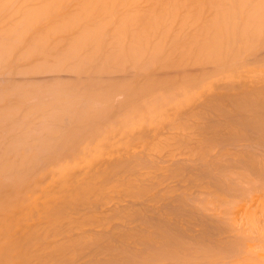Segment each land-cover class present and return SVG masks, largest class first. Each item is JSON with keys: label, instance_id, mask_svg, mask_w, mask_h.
Returning a JSON list of instances; mask_svg holds the SVG:
<instances>
[{"label": "bare ground", "instance_id": "1", "mask_svg": "<svg viewBox=\"0 0 264 264\" xmlns=\"http://www.w3.org/2000/svg\"><path fill=\"white\" fill-rule=\"evenodd\" d=\"M263 42H264V0H0V64H2L3 67L5 64L7 65V63L10 60L11 61L14 60L16 62V61L21 60V59H24V60L26 59V60H32L33 62H39L40 58L47 61V60H50L51 57L58 60V61H61L62 58H64L67 61L66 64L69 63L67 60V58H68L69 60L71 59V61L72 60L77 61V63H78V61L81 62L83 60H90L88 62H93L94 65H96L98 63V62L96 63V60H98L100 58V61H101V59H102V57H101L102 52H105V50L107 51L110 48H113V49L116 48L117 51H116L115 55H116V58L121 57L120 60H122L123 57H129L132 59L139 58L140 60H143V59H145L143 57H146V55L149 56V55L156 53V52H163L170 58L171 62L178 64V65L185 66V65L190 64V63H195V64L202 63L201 65H203L205 63L211 64L213 67L212 71H214V72L209 71L210 73L205 72L204 74L198 73L199 75H196V76L194 75V77L192 78L195 80L196 79L200 80L204 76H205L204 78L209 77L208 76L209 74L210 75L212 73L216 74L215 72H217L218 70L220 71V70H224V69H226V70L227 69H233L235 67L234 61L237 58L239 59V57L241 56V54L244 51H247L246 53L248 54V53H250V52H248V50H253L254 48L256 49V47L258 45H261V43H263ZM57 46L59 48L62 47L65 52H63L61 54V51H60V53H58L59 51L57 52ZM55 49H56V52H55ZM242 55H245V54L243 53ZM162 57H164V54ZM157 58H158V56H157ZM157 60L154 59V61H156V65H157V63H160V62H157ZM71 61H70V63L72 64L73 61L72 62ZM130 61H132V60H130ZM51 62H55V63H57V66H61L55 60L51 61ZM85 62L86 61H84L83 64ZM141 62L142 61H140V63ZM18 63H19V61H18ZM140 63L138 65H140ZM243 63H245V62H243ZM249 63H246V64H249ZM66 64L64 66H66ZM10 65H11V63L9 64V66ZM54 65H56V64H54ZM127 65L125 67H127ZM74 66H76V65L74 64ZM91 66H92V64H91ZM91 66L89 65V67H91ZM145 67L146 66H144V68ZM77 68L79 70H82L83 66H79ZM77 68L75 67V70ZM99 68H101V67H99ZM149 68L151 69L152 67H149ZM56 69H58V68H56ZM142 70H143V68H142ZM53 71H54V69H53ZM91 71H93V70L91 69ZM242 73H244V72H242ZM82 74H83V72H82ZM2 75H4V74H2ZM13 75H14V73H13ZM136 75H134V76H136ZM211 76L214 78L215 76H217V74L215 76H213V75H211ZM233 76H235V75H233ZM241 76L242 75H240V77ZM240 77H238V78L236 77V78L239 79ZM262 78H263V75H262ZM219 80L220 79H218V81ZM139 81H141V80H139ZM215 82L216 81H214V83ZM9 84H11V82ZM171 84H172V82H171ZM77 85H76V87H77ZM217 85L215 86V88L217 87ZM81 86H82V84H81ZM103 86H105V84H103ZM220 86H222V85H220ZM76 87L74 89H76ZM261 87H264V86H260V87H257L255 90L254 89L251 90L252 94L254 93L252 91H255V93H257V94H255V93H254V95L251 94L250 99H248L249 97H246V95L248 96L250 94V92L246 91V90L244 92L242 90L240 97L245 96V98L247 100L243 99V98L239 99L238 94L236 95L237 97L235 96L237 99L231 97L230 103H231L232 107H234V108L237 107L236 109H239L240 107H242V108H240L241 110L251 108L250 111H252V112L249 115H247L246 117L243 116V118H239L240 121H237L238 123L235 122V123H237L238 127H241V129H243V131H244L243 135L238 139H235V137L237 135L235 137L231 136L229 138L235 139V140H233V141H235V143L233 142L234 144H237L236 142H241L242 145H245L247 147L244 151V154L240 153L241 156L244 155L243 156L244 158L242 160H244V159L250 160L249 162L246 161L245 164H247L252 170H254L260 174H264V162H261V163L255 162V158L257 156V153H259L258 147L256 148V146L259 144V145H261V147H264V90ZM259 88L262 89L261 90L262 92L256 91ZM64 89L66 90V89H68V87L64 88ZM78 89H80V87H78ZM83 89H85V88H83ZM69 90H70V86H69ZM71 90H73V89H71ZM114 90H116V89H114ZM21 91H23V90H21ZM42 91H45V89ZM91 91H93V90L91 89ZM116 91H118V89ZM213 91H215V90H213ZM97 92H98V90H97ZM102 92H107V94H108V91H106V90L101 91L100 93H102ZM111 92H112V90H111ZM131 92H133V91H131ZM207 92H209V91H207ZM245 92L246 93L249 92V93L246 94ZM80 93L81 92H79L78 94L80 95ZM78 94H77V96H78ZM82 94H84V93H82ZM91 94H93L92 96L97 95V93L94 94V91ZM128 94H129V92H128ZM60 95L62 96L63 94H59V96ZM73 95H76V94H73ZM84 95H86V94H84ZM227 95L229 96L230 93ZM87 96H88L87 98L89 99V95H87ZM223 96H225V95H223ZM103 97H104V95H103ZM53 98L55 100L56 96H53ZM62 98L67 99L68 96L66 95V97H65V94H64L63 97H61V99ZM71 98H72V96H71ZM73 98H74V96H73ZM207 98H209V97H207ZM58 99H60V98L58 97ZM58 99H56V100H58ZM122 99H124V98H122ZM219 99H221V98H219ZM232 99H234L233 102H232ZM99 100L101 101V99H99ZM207 100H209V99H207ZM9 103H10V101H9ZM25 103L29 104L27 102H25ZM117 103H118V101H117ZM121 103H122V101H121ZM201 103H204V102H201ZM53 104H55V103H53ZM57 104H59V102ZM232 104H234V105H232ZM23 105H24L23 103H20V106H23ZM61 105H59V106H61ZM185 105H186V103H185ZM51 106L53 107L54 105H51ZM50 109H48V110H50ZM48 110L45 109L46 112ZM43 111H41L40 114H42ZM234 111H236V110H234ZM38 112H40V111H38ZM246 112H248V111L246 110L245 113ZM19 113H21V110ZM104 113L102 112V114H104ZM19 115H18V118H19ZM187 115H189V113ZM216 115H218V114H216ZM202 116H204V115H202ZM185 117H186L185 119L187 120L188 116H185ZM202 118H204V117H202ZM35 119H36V116H35ZM197 119H199V118H197ZM193 120L194 119H192L191 121H193ZM25 122H27V121L25 120ZM173 122H174V120L172 121V123ZM28 126H30V125H28ZM234 127L236 128V125ZM226 129H227V137L229 136V133L235 134V131H231L232 125L227 126ZM250 130L251 131L255 130V132H257L259 134V137H258L259 139L256 140L257 141L256 143L252 142V140H254L256 138L253 137L250 139L249 136H246V134H245V132H248ZM21 131H22V129H21ZM87 131H88V129H87ZM16 132H18V131H16ZM43 132H46V131H43ZM76 133L79 135L78 132H76ZM219 134H220V131L216 130V132L214 134H212V137L210 139L207 138V142H208V143L206 142L207 145L205 143H204L205 145H202L198 142H197V144H200V147L201 146H207L206 148L204 147V149L210 150L209 146H213L212 144L213 143L215 144V141H217L216 139H214L213 136H216ZM70 137H71V135H70ZM182 137H185V135L184 136L182 135ZM238 137H239V135H238ZM158 138L160 140L161 137L159 136ZM172 138H174V137H172ZM172 138H171V140H172ZM198 138H200V137H197L196 139H198ZM156 139L157 138H155L154 140H156ZM188 139H189V137H188ZM76 140H77V138H76ZM154 140L152 142H154ZM161 140L163 141V139H161ZM192 140H194V138ZM204 140L205 139H203V142H204ZM198 141L202 143V140L198 139ZM172 142H173V140H172ZM180 142L178 141V143H180ZM222 142H225V141H222ZM165 143H163L162 145H164ZM155 144H157V143H155ZM175 144H177V143H175ZM175 144L172 143L170 146L167 142V145H169L170 147L167 146L166 144L165 145H166V149L168 151L167 153H169V155H167V153H166V155L163 154L164 156L159 155L160 156L159 158H155V157L151 158L152 156L150 157V155H152V154H150V155L148 154L146 157H145V155H143L145 158H143V156H141L142 159L140 160V159H138L140 157L139 154H137V155H139V157L138 156L133 157V156L129 155V157H132L133 159L136 158V160H133L129 157H124V155H123L122 158H126V159L128 158L129 160H127L128 163L126 162L127 163L126 165H124L123 164L124 162H122V164H123L122 166H121V163L119 162L121 157L119 158V160H118V158L116 160L115 156H114L115 154H117V156H118V154L121 153V151L119 152V150H118L119 153H116L117 150L115 151V149L113 150V152L110 151L112 154L114 153V155H113L114 159L111 161L116 160L120 163V164L118 163L119 166L117 165L118 166L117 168H119L118 170H120L123 166L124 167L120 171H118L116 169V173L118 172L117 173L118 175H115L116 173L113 174L116 176V178L113 177V179H112L111 176H113V175H110V174H111V171H114L115 169L113 170V168H114L113 164L114 163L111 162L112 167H111V165L110 166L108 165L107 167L110 170L112 168V170L108 174V175H110L112 180L110 181V177H108V178L106 177L105 179H107V180H105L104 178L101 179L102 181L104 179L103 182L110 181L111 184L109 183L110 185H106L107 183H102V181L100 180L101 184H105V185L104 186L102 185L101 186L102 188L98 187V189H99L98 194L100 195V196L99 195L98 196L100 197L101 202H102V200L106 201V202H102L103 206L105 207L103 209H105L106 211L100 210L99 213L101 212L103 214V211H104L105 212L104 215L103 216H102V214L98 215L95 212H93V213L96 215H94V214L91 215L92 212L90 210L87 211L88 208L93 209L92 211H95L97 208L99 209L100 207H98L99 204H97V203L95 204L92 202H88L87 204H84L86 206L89 203H91L93 207H90L91 204H89L90 206L85 207V206L81 205L79 207L80 208L79 211H81V209L84 207L82 210L85 209V211L88 212L87 214H83L84 213L83 211L79 212L77 210L76 206H75V208H76L77 212H76V210L71 212L72 210L75 209V208L74 209L72 208V207H74L73 205H71L72 207H70V206H67L68 208L65 207L63 210L65 211L67 209L68 212L71 213V216L74 212L76 214L82 213L79 219L78 218L75 219L76 216L73 217L75 214L74 213L72 216L73 218L69 215L70 216L69 219H68L69 216L68 217L66 216L62 220V221H64L67 219V220H69L68 221L69 224L74 223L73 227L70 224L71 227L65 226V228L70 227L71 231H69L68 230L69 228H68L67 229L68 233L70 232L72 234L71 237H73V238L76 237V238L74 241L73 240L69 241L70 237L68 238L66 236L64 239H62L60 236V238H61L60 239L59 235H61V234H59V233H61L62 231L60 232L61 229H59V228H61V227L58 228L55 226L56 230L54 229V231H53V230L49 229V231L50 230H51V232L53 231L50 238L52 236H54L55 232L59 231L57 234H55L56 236H54L55 237L54 242H56V243L54 244V242H52L53 244H52L51 248L54 247V249H56L55 245H56V247L58 245L59 247L61 246L62 249L64 248L63 245H61V243L63 241H60L61 243L59 245V241H57L59 239L64 240L65 244H67V242H68L67 245H70V244L72 245L73 243H75L74 248L69 250L70 248L73 247V245L72 246L70 245L69 246L70 248H64L63 250L58 247L57 248L58 250L56 249L55 252L58 253L60 251L59 252L60 254L59 253L54 254L55 252H53V250H54L53 248L51 250L49 248L50 251L47 250L46 252H44L45 249L48 248V246L50 247V244H49L48 246H45L44 248L42 247V249L44 251L40 248L43 251V253L39 252V251H41L39 249V251H38L39 253L38 252L35 253L36 257L34 256L35 254L33 252H32L33 254L31 256H30L31 253L29 254V252H28V255L32 259V261L33 260L36 261L35 264H38V261L41 262L40 264H45L46 262H47V264H49L48 263L49 257L52 258V260L49 259V261L51 260V263H52V261H53V259H55L56 255L61 256V255L65 254L64 255V256H66V257H64L65 259L63 257L61 258L59 256L62 260H58L56 262L53 261L54 264H56V263L57 264H64L66 260L67 261L70 260L68 255L72 251L76 255L77 251H81V250L82 251H84V250L88 251L89 250L88 248H91L92 246H94V247L96 246V250L94 249L93 251H89V253H86V254H89V256H87L86 263H83V264H264V182H260L261 180L259 178H257L258 181L260 180L259 181L260 184H258L259 182L257 183L256 182L257 180H255V179H254L255 182L252 183V181L249 180L250 182H248V184H246L245 182H243L241 180V178H239L240 179L239 180V179H237L238 177L233 178L232 176H230L228 173L229 171L227 172L228 175H226V173L222 174L224 172L223 166H225L227 164L226 162H223L224 158H221L222 160H217L218 155H216V157L214 158L213 154L207 153V156L209 158H212V160L210 161L208 159V157L206 156L205 150L203 151V154L200 153V154H202L200 156V160L202 161V163L204 162L203 164H200V165H199V163H197L195 161H192V162L180 161L178 159L179 157L174 159V157L177 155V154H175V151L178 152L177 149H179V146H177L178 144L176 145L177 148H176ZM186 144L188 145V140H187ZM220 144H219V147L220 146H224V147L226 146V145H222V144L220 145ZM238 144L240 146V143H238ZM93 145H94V143L92 144V146ZM95 145H96V143H95ZM131 145L132 144H130V146ZM190 145L187 146V148L190 147ZM215 145H217V144H215ZM130 146L127 149H129ZM148 146H149V144H148ZM174 146L176 148V150L174 152H171V150H168V147H169V149L171 148L173 151ZM180 146H181V144H180ZM233 146H236V145H233ZM233 146H231V147H233ZM125 147H127V145H125ZM149 147L152 148L151 145ZM159 147H161V146H159V144H158V147L157 148L153 147L155 149H153L152 151H147L145 149L146 147L144 149L146 150L145 151L146 153H150V152H153L155 150L158 151V152L155 151V153H159V152H161V151H159L161 149ZM181 147L184 148V146H181ZM224 147H221V148L225 149ZM231 147L229 148L230 150L227 149L230 152H231ZM215 148L212 147L211 150L214 149L213 151H215L218 149V148H216V149ZM166 149L163 150V148H162V150L165 152H166ZM180 149H181V151L183 150L182 148H180ZM235 149H236V147H235ZM148 150H150V149L148 148ZM189 150H190V148H189ZM195 150L196 149L194 148V151ZM219 150H221V149L219 148ZM92 151H94V150H92ZM97 151H98V149H97ZM123 152H125V150ZM234 152H233V154H234ZM261 152H264V148L262 149ZM91 153H93V152H91ZM91 153H90V156H91ZM170 153H174V154L171 156ZM196 153H199L198 150L196 151ZM211 153H212V151H211ZM225 153L223 156L226 157V159H227L228 157ZM96 154H97V152H96ZM132 154H134V153H132ZM189 154H191V153H189ZM83 155L81 157H83ZM108 155H109V153H108ZM196 155H198V154H196ZM19 156H21V155H19ZM25 156H26L25 159H27L28 155H25ZM90 156H89V158H90ZM92 156H93V154H92ZM168 156L169 157L171 156V157L168 158ZM180 156H181V154H180ZM232 156L230 158L232 159V162H233L234 161L233 157H235V156H233V157ZM236 156H237V154H236ZM157 157H158V155H157ZM20 158H22V156ZM32 158H34V157H32ZM40 158H42V157H40ZM84 158H85V156H84ZM109 158L110 157H108L106 159H108V161H109ZM194 158H196V157H194ZM194 158H191V159H194ZM1 159H2V157L0 158V160ZM25 159L23 158L20 160V162L18 161L20 163V167H21V165H22V167H24V163L22 164V162ZM101 159H104V158H101ZM126 159H125V161H126ZM137 159L140 161H138ZM6 160H8V159H6ZM11 160H12V158H11ZM29 160L31 161L30 158H29ZM81 160H83V159L81 158ZM168 160H169V162L171 161V163L165 164V162ZM236 160H239V159H236ZM9 161H10V159L8 161H6V164L7 163L8 164H10V163L16 164L15 161L14 162L11 161L10 163H9ZM32 161L36 162L35 158H34V160L32 159ZM41 161H43V160H41ZM41 161L38 160V162H36V163L32 162V163H35L37 166L39 164V162H41ZM116 161H115V164L117 163ZM227 161H228V164H227L225 172L228 170L227 168H230L229 167V165H230L229 160L227 159ZM2 163H3V165H2L3 167H4V165L6 166L5 158H4V161H2ZM87 163L88 162H84V164H87ZM234 163H235V161H234ZM15 164L13 166L8 165L9 168L7 170V173H9L8 171L11 172V170H12V169L10 170V166H12L14 168L17 166ZM31 164H29V165H31ZM35 164H33L32 166H35ZM69 164H72V163H69ZM26 165H28V164H26ZM79 165H81V164H79ZM32 166L30 167L31 169H32ZM73 166H74V164H73ZM98 166H100V165H98ZM26 167L29 168V166H26ZM64 167H65V165H64ZM95 167H97V166H95ZM242 167H244V166H242ZM258 167H259V169H258ZM17 168H19V167L17 166ZM30 168L28 169L29 171H30ZM88 168H86L85 170L87 171ZM105 168H106V166H105ZM0 169L2 170L1 167H0ZM92 169L93 168H91V170ZM234 169H229V170L231 172ZM240 170H243V169H240ZM3 171L4 172L6 171L5 168ZM16 171L17 170H15L14 173H17ZM22 171H20V172L22 173ZM86 171H84V173ZM4 172H2V173H4ZM24 172H27L26 169ZM52 172H53V170H52ZM58 172H59V170H58ZM114 172H112V173H114ZM0 173H1V171H0ZM62 173H64V170ZM84 173L82 171L81 174L84 175ZM243 173H242V175H244ZM4 174H6V172ZM104 176H106V175L104 174ZM233 176H235V174ZM171 178H174L175 180L177 179V182H178V179L182 181L181 182L182 183V189H181V186L178 187L179 192H177V194L180 193V195L178 194V196L176 194H175V196L172 194L173 189L175 190V188H177V186H175V184H172V181H175V180L172 179L169 182V180ZM249 178H250V176H249ZM78 179H80V178H78ZM187 179L188 180L190 179L191 181L193 179L194 183L192 184L189 181L191 183L190 184ZM252 179H253V177H252ZM95 180L96 179H93V181H95ZM100 181H98V182H100ZM245 181H246V179H245ZM98 182L96 181V184ZM91 183H94V182H91ZM1 184L2 183H0V186L3 187ZM45 185L47 186V183ZM41 187H42V185H41ZM80 189H81V187H80ZM84 190H85V188H84ZM155 191L161 192V194L158 192L159 198H158V196H157V198H154L151 194L149 196L146 195L147 193H151V192H155ZM111 192L113 194L112 197L109 196V193H111ZM28 194H29V192H28ZM88 195H87V197H88ZM144 195H146V197H148V198L149 197L152 198V202L149 201L150 199L147 198L148 201L151 202L152 204L151 203L149 204L148 201L147 202L143 201L144 203L142 202V199H140V198L141 197L145 198ZM155 195H157V193H155L154 196ZM161 195H163V196H161ZM98 196L96 195L95 198H97ZM160 196H161V198H164L166 200V204H164V203L162 204L163 201L160 203L163 205L162 208H161L162 205L159 206L160 204L156 203L157 201H159V199H161ZM33 197H35V196L33 195ZM69 197H70V195H69ZM84 198H83V201L87 199L86 196ZM126 198H131L130 200L133 199L134 201L137 199L138 200L140 199V201L143 203V205L141 204L139 206L138 205L139 203L136 205V203H133V202H132V204L125 205V203L123 204V202H124V200L127 201ZM92 199H94V198H92ZM100 200H97V201H100ZM32 201H33V199H32ZM128 201H127V203H128ZM145 202L148 203L149 205H147ZM105 203L109 204V207H108L109 209L107 208V206H105L106 205ZM154 204H157L159 206V207L158 206L157 207L161 208V210H158V208L156 209ZM99 206H102V205L100 204ZM30 208H31V205H30ZM58 212L60 214L61 210ZM58 212H57V214H58ZM68 212H66V214H68ZM96 212H98V211H96ZM166 213H167V215H168V213H171V216L173 213V216H172L173 221L175 220L174 217H178L179 222L176 223V220L174 222L168 220L167 217H165V215H164ZM82 215L83 216L85 215V216L83 217ZM87 215L90 217L86 218ZM82 217L84 218V220H81ZM85 218H86V220H88V222L85 220ZM73 219H75V220L78 219L79 221L78 220L77 221L80 224L83 223L84 221H86L87 223L84 222L85 224H81V226L83 227L84 225H86L84 227H87V224H88V227H90L89 228L90 230L87 229L86 230L87 232L76 231L77 229L81 228V226H80V224H78L79 227L77 228L78 225L75 227V224H77V223L75 221L71 222V221H73ZM57 221H55V222H57ZM62 221H60V222L62 223ZM53 222L54 221H52L51 224ZM60 222L56 223V225L57 224L60 225ZM114 223H116V225ZM40 224H41L40 230L36 229L38 232L43 230L42 229L43 228L42 223H40ZM51 224H49V226H48L49 228H50V226L53 225V224L52 225ZM66 224H64V225H66ZM113 224H114V226H117V224H118V226H117L118 230H116V229L115 230L112 229L113 231L110 230L111 229L110 227H112ZM39 225H37V226H39ZM44 225H46V224L44 223ZM35 226H33L34 229L37 227V226L36 227ZM33 227H32V229H33ZM48 227L46 229H48ZM74 227L76 230L74 229ZM37 228H39V227H37ZM196 228H199L198 233L193 232V231H197ZM62 229H64L63 226H62ZM72 229H73V231H72ZM185 229L190 230V232L194 233V234H192V235L187 234ZM36 230H34V231L31 230L30 233L33 232V236H34V234H36V232H35ZM47 231L48 230H46V232ZM75 231L77 232L76 236L74 235V233H76ZM72 232H74V233H72ZM30 233L28 236H30L32 234V233L31 234ZM68 233H66V234H68ZM66 234H63V235L65 236ZM28 236H27V239H28ZM54 237H52V238H54ZM57 237H58V239H56ZM23 238H24L23 239V242H24L25 237H23ZM48 238L49 237H47L45 239H48ZM73 238H71V239H73ZM45 239H44V243L46 242ZM66 239H68V241H65ZM34 241H35V239H34ZM72 241H73V243H72ZM31 242H33V241H31ZM30 245H32V244H30ZM30 245H25V246L28 248V246H30ZM36 245L38 246V244H36ZM42 245H44V244H42ZM31 248L30 249L28 248V250L30 252L33 249V248L32 249ZM59 249H61V250H59ZM65 249H68V251L67 250L65 251ZM25 250H27V249L24 248L23 251H25ZM33 250L35 251L36 249H33ZM61 251H62V253H61ZM49 252L51 253V255H49ZM66 252H68L67 253L68 255L66 254ZM40 253H42L45 257L42 254L40 256ZM37 255L40 256L41 260L39 259V257ZM71 255H72V253L70 254V256ZM32 256L34 259L32 258ZM72 256H74V255H72ZM72 256H71V258H72ZM85 256L86 255L83 256V259H86V258H84ZM26 257H27V259L29 258L28 256H26ZM46 258H48V259H46ZM74 258H76V257L74 256ZM37 259H39V260L37 261ZM45 260H47V261H45ZM29 261L30 262L28 264L34 263V262L32 263L31 260H29ZM21 264H23V263H21Z\"/></svg>", "mask_w": 264, "mask_h": 264}, {"label": "rangeland", "instance_id": "2", "mask_svg": "<svg viewBox=\"0 0 264 264\" xmlns=\"http://www.w3.org/2000/svg\"><path fill=\"white\" fill-rule=\"evenodd\" d=\"M58 48L59 47L57 46V52L59 51L58 53H60V51H61V54L63 52H65L62 47L59 49ZM108 50H107L108 52L106 50H105V52H102V54H101L102 59H101V61H100V58L98 60H96V63L98 62L97 64L95 63L96 65H94L93 62H88L90 60H83V61H81L82 63L78 61V63H77V61L72 60L73 61L72 62L71 59L69 60L68 58H67V60L69 63L66 64L67 63L66 59L62 58L61 61H58L52 57L50 58V60L51 59H52L51 61L55 60L61 66H57V63L51 62L50 60L45 61L42 58L39 59V62H33L32 60L21 59V60H18L19 61V63H18V61L15 62L14 60H12V61L10 60L8 63L9 64L11 63V65L9 66L8 63L6 65L5 64L6 62H5L4 63L5 64L4 67L6 66L5 68L3 67L2 64H0V67H1L0 68V142H1L0 143V158L2 157V159H3V160L2 159L0 160V167L2 168V170L0 169V171L2 173V172H4L3 171L4 168L6 170L5 171L6 174H4L5 172L2 174L0 173V183H2L1 185L3 186V187L0 186V264H16V263L17 264H21V263L28 264L30 262L29 260L32 261V259L28 255V252H29V254L31 253L30 254V256H31L33 253L35 254L36 252H38L40 248L42 249V247L44 248L45 246H48L49 244H50V247L48 246V248H46L45 251L43 249L42 250L44 252H46L47 250H49V248H50V250L52 248L54 249V247L51 248V246L53 244L52 242H54V240H55V237H54V236H56L55 234H57L59 231L55 232L54 236H52L54 238H52V237L50 238V236H51L52 232L54 231V229L56 230V227H58V228L61 227L59 229H61L60 232L61 231L62 232L59 233L61 235L58 234L59 238L61 236V238L64 239L67 236L68 238L70 237L69 241L70 240L74 241L76 237L73 238V237H71L72 234L70 232L68 233V230L71 231L70 227H71V225L73 227L74 223H72V224L70 223L71 224L70 225L68 222L69 220H67V219H66L67 221L66 220L62 221L66 216L67 217L69 215L71 216V213H69L68 210L66 209L67 211L66 210L65 211L68 212V214H66V212L63 209L67 206L72 207L71 205H73L74 207H72V208L74 209L76 206L77 210L79 211L80 210L79 207L81 205L85 206L84 204H87L88 202H92L95 204L97 203L99 205L101 204L103 206L102 202H106V201L102 200V202H101L100 197H99L100 195L98 194L99 193L98 187L102 188L101 186L105 185V184H101V181H102L101 179L102 178L105 179L106 177L108 178V177H110V175L115 174L116 169L117 170L119 169V168H117L119 166L118 165L119 162L121 163V166L123 164L126 165L128 163L127 160H129V159L128 158L127 159L122 158L123 155H124V157H129V155H131L133 157L134 156L139 157V155H140L139 158L137 157L140 160L142 159L141 156L145 155V157H146L148 154L149 155L152 154V155H150V157L152 156L151 158H154V157L159 158L160 156H164L163 154L166 155V153L168 152L166 149L167 142L170 146L172 143H174V144L177 143L178 145L175 144V146L176 145L179 146V149H177L178 152L175 151L177 146H176V148L174 146L173 151H172L171 148L169 149L170 146L167 145V146H169L168 150H171V152L175 151V154L178 155V156L176 155L174 157V159L179 157L178 159L180 161H184V162L185 161L186 162L195 161V162L199 163V165H200V164L204 163V162L202 163V161L200 160V156L203 154V151L205 150L204 147L205 148L207 147V146H201L200 147V144H202V145L206 144L207 145V143H208L207 138L210 139L212 137V134H214L216 132V130H219L220 134L213 136L214 139L217 140V141H215V144H217V145H215L214 143L212 144L213 146L208 145L210 147V150L209 149L205 150L206 156H207V153L213 154L214 158L216 157V155H218L217 160H222L221 158H224L223 162H226L227 164H228L227 159L229 160V164H230L229 167L230 168H227L228 170L225 172L227 164L225 166H223L224 172L222 174L226 173V175H228L227 172L229 171L228 173L230 176H232L233 178L238 177L237 179L241 178V180L243 182H245L246 184H248V182H250L249 180H251L252 183L255 182L254 179L257 180L256 181L257 183L260 180H261L260 182H264V179H263L264 174H260L256 171L252 170L247 164H245L246 161L249 162L250 160H247V159L242 160L244 158L243 157L244 155L241 156V154H244V151L247 147L245 145H242L241 142H236L237 144H234L235 141H233L235 139L240 138L244 133L243 129H241V127L237 126V123H238L237 121H240L239 118H243V116L246 117L247 115H249L252 112V111H250L251 108L250 109L248 108L249 110L248 109H242L241 110L240 108H242V107H240V108L238 107L239 109H236L237 107L236 108L232 107L231 103H230L231 97L237 99L236 98L237 94L239 96V99H241V98L246 99L245 96L240 97L242 90H243V92L245 90L250 92V94L248 96L246 95V97H249L248 99H250V96L252 94L251 90H253V89L255 90L257 87H260V86H264V42L261 43V45H258L254 51L248 50V52H250L248 54L246 53L247 51H244L243 53L245 55H242L243 54L242 53L240 56L241 58L239 57V59L237 58L234 61L235 67L233 69H227V70L224 69V70H220V71L218 70L217 72H215L217 74V76H215L216 74H213V73L211 74V75L215 76L214 78L210 74L209 75L207 74L209 77L204 78L205 77L204 76L200 80L199 79L195 80L192 78L194 77V75L196 76L199 74H204L205 72H209V71L214 72V71H212L213 67L211 64L205 63V64L201 65L202 63H198V64L190 63V64H187L188 66L187 65L182 66V65H178V64L171 62L170 58L163 52L153 53V54L149 55L150 57L148 55H146V57H143L145 59L142 58L143 60H140L139 58L132 59L129 57H123L122 60H120L121 57L116 58V55H115L116 51H117L116 48H114V49L110 48ZM55 52H56V49H55ZM163 54H164V57H162ZM157 56L159 59L157 58ZM154 59L155 60L158 59L157 62H160V63H157L158 66L156 65V61H154ZM130 60H132V61H130ZM70 61L72 62V64L70 63ZM84 61H86L90 66L92 64V66L89 67V65L86 62L84 63L85 64L84 65L83 64ZM140 61H142L141 62L142 64L140 63ZM243 62H245V63H243ZM139 63H140V65H138ZM246 63H249V64H246ZM54 64H56V65H54ZM65 64H66V66H64ZM74 64L76 66H74ZM126 65H127V67H125ZM79 66H83L82 70H79L77 68ZM144 66H146V67L144 68ZM75 67L77 68L76 70H75ZM99 67H101V68H99ZM149 67H152V68L150 69ZM56 68H58V69H56ZM142 68L144 71L142 70ZM53 69H54V71H53ZM91 69L93 71H91ZM82 72H83V74H82ZM242 72H244V73H242ZM13 73H14V75H13ZM2 74H4V75H2ZM134 75H136V76H134ZM233 75H235V76H233ZM240 75H242V76L240 77ZM262 75H263V78H262ZM236 77L237 78L240 77V78L237 79ZM218 79H220V80L218 81ZM139 80H141V81H139ZM214 81H216V82L214 83ZM10 82H11V84H9ZM171 82H172V84H171ZM81 84L83 87L81 86ZM103 84H105V86H103ZM215 84L216 85L218 84L216 87L217 89L215 88V86H216ZM76 85H77V87H76ZM220 85H222V86L224 85L225 87L224 86L222 87ZM69 86H70V90H69ZM67 87H68V89L65 90L64 88H67ZM75 87H76V89H74ZM78 87H80V89H78ZM83 88H85V89H83ZM261 88L264 90V87H261ZM261 88H259L256 91L260 92L262 90ZM44 89H45V91H42ZM71 89H73V90H71ZM91 89L94 91V94L97 93V95L92 96L93 94H91V93L93 91H91ZM114 89H116V90L118 89V91H116ZM21 90H23V91H21ZM97 90H98V92H97ZM104 90L108 91V94H107V92L100 93L101 91H104ZM111 90H112V92H111ZM213 90H215V91H213ZM131 91H133L134 93ZM207 91H209V92H207ZM79 92H81L80 95L78 94ZM128 92H129V94H128ZM252 92L255 93V91H252ZM82 93H84L86 95H84ZM229 93H230V95L228 96L227 94H229ZM248 93H246V94H248ZM254 93L252 95H254ZM59 94H63V95L65 94V97L67 95L68 98L67 99L66 98L61 99V97H63V95L59 96ZM73 94H76V95H73ZM77 94H78V96H77ZM255 94H257V93H255ZM87 95H89L90 100L87 98L88 97ZM103 95H104V97H103ZM223 95H225V96H223ZM53 96H56L55 100H54ZM57 96L60 99H58ZM71 96H72V98H71ZM73 96H74V98H73ZM207 97H209V98H207ZM218 97L221 99H219ZM122 98H124V99H122ZM56 99H58V100H56ZM99 99H101V101ZM207 99H209V100H207ZM233 100L234 99H232V102H233ZM9 101H10V103H9ZM117 101H118V103H117ZM121 101H122V103H121ZM25 102H27L29 104H26ZM58 102H59V104H57ZM201 102H204L205 104L201 103ZM20 103H23L24 104L23 106L25 108L23 106H20ZM53 103H55V104H53ZM185 103H186V105H185ZM51 105H54V106L52 107ZM59 105H61V106H59ZM232 105H234V104H232ZM42 109L44 111H45V109H47V110L50 109V110H48L47 112L46 111L44 112ZM20 110H21V113H19ZM234 110H236V111H234ZM246 110L248 112L245 113ZM38 111H40V112H38ZM41 111H43L42 114H40ZM102 112L103 113L105 112V113L102 114ZM188 113H189V115H187ZM216 114H218V115H216ZM18 115H19V118H18ZM202 115H204V116H202ZM35 116H36V119H35ZM185 116H188L189 118L187 117V120H186ZM202 117H204L205 119ZM197 118H199V119H197ZM192 119H194V120L191 121ZM25 120L27 122H25ZM173 120H174V122L172 123ZM235 122H237V123H235ZM28 125H30V126H28ZM230 125H232L231 131H235V134L229 133V136L227 137L226 127L230 126ZM235 125H236V128L234 127ZM86 128L88 129V131ZM21 129H22V131H21ZM16 131H18V132H16ZM43 131H46V132H43ZM76 132H78L79 135ZM245 134H246V136H249L250 139L253 137L256 138V139L252 140L253 143H256L257 142L256 140L259 139L258 138L259 134L257 132H255V130H252V131L250 130L248 132H245ZM70 135H71V137H70ZM182 135L183 136L185 135V137H182ZM238 135H239V137H238ZM74 136L77 138V140ZM159 136L161 137L160 140L158 138ZM187 136L189 137V139ZM231 136L232 137L236 136V137H235V139H230L229 137H231ZM172 137H174V138H172ZM197 137L201 138V139L200 138H198V139L202 140V143L199 142L198 139H196ZM155 138H157L158 140L157 139L154 140ZM171 138H172L173 142H172ZM185 138L188 140V145L186 144L187 140ZM193 138H194V140H192ZM161 139H163V141ZM203 139H205L206 141L204 140V142H203ZM153 140H154V142H152ZM178 141L179 142L181 141V142L178 143ZM222 141H225V142H222ZM197 142L200 144H197ZM93 143H94V145L92 146ZM95 143H96V145H95ZM155 143H157V144H155ZM163 143H165L166 145L165 144L162 145ZM218 143L219 144L221 143L222 145H226V146L225 147L224 146L219 147ZM238 143H240V146ZM130 144H132L133 146L132 145L130 146ZM148 144H149V146L151 145L152 148L149 147ZM158 144H159V146H161V147H159V148H161L159 150L161 152L155 153V151L158 152L157 150L150 152V153L145 152L146 150L152 151L153 149L157 148ZM180 144H181V146H184V148L181 147ZM125 145H127V147H125ZM128 145L130 146L129 149H127L129 147ZM189 145H190V147L187 148V146H189ZM230 145L231 146L236 145V146L231 147ZM147 147L150 150H148ZM153 147H155V148H153ZM212 147L218 148L217 150H215L216 152L213 151L214 149L211 150ZM221 147H224L225 149H222ZM230 147H231V152L228 151V150H230L229 149ZM235 147H236V149H235ZM257 147H258L259 153H257V156L255 158V162L256 163L264 162V152H261L264 147H261V145H259V144L256 146V148ZM162 148H163V150L166 149V152L163 151ZM180 148H182L183 150L181 151ZM189 148H190V150H189ZM194 148L196 149L195 151H194ZM219 148L221 150H219ZM97 149H98V151H97ZM114 149H115V151L117 150L116 153H119L120 151H121V153H119L118 156H117V154H115V155H114V153L112 154L111 152H113ZM123 149L125 150V152H123L124 151ZM92 150H94V151H92ZM118 150H119V152H118ZM197 150L199 153H196ZM211 151H212V153H211ZM91 152H93V153H91ZM96 152H97V154H96ZM223 152L224 153L226 152L225 154L228 157L227 159H226V157L223 156L224 155ZM233 152H234V154H233ZM90 153H91V156H90ZM108 153L110 156L108 155ZM132 153H134V154H132ZM189 153H191V154H189ZM200 153H202V154H200ZM92 154H93V156H92ZM137 154H139V155H137ZM170 154L172 156L174 153H170ZM180 154H181V156H180ZM196 154H198V155H196ZM229 154L231 156L232 155L235 156V157L232 156L234 158L233 160L235 161V163H234V161L232 162V159L230 158L231 156ZM236 154H237V156H236ZM19 155H21L22 158H20L21 156H19ZM25 155H28L27 159H25L26 158ZM38 155L39 156L41 155L40 157H42V158H40ZM82 155H83V157H81ZM113 155L115 156L116 160H117V158L119 160V158L121 157L119 162L116 160L111 161L114 159ZM157 155H158V157H157ZM167 155H169V153H167ZM84 156H85V158H84ZM89 156H90V158H89ZM32 157L35 158L36 162H38V160L39 161L43 160L44 162L41 161V162H39V164L37 163L38 165L36 166V164H35L36 162L32 161V159L34 160V158H32ZM108 157H110L109 161H108V159H106ZM145 157L143 156V158H145ZM170 157L168 156V158H170ZM194 157H196V158H194ZM4 158H5V164H6V161H8L10 159L9 163L11 161L12 162L15 161L16 164L15 163L14 164L17 165L19 168H17V166H16L15 167L16 169H15L14 167H12L14 165L13 163H10V164L7 163L8 165H12V166H10V170L11 169L13 170V171L11 170V172L8 171L9 173H7L9 166L7 164H6L7 167L5 165H4V167L2 166L4 163V162L2 163V161H4ZM11 158H12V160H11ZM23 158L25 159L22 162V164L24 163V167H22V165L20 167L19 162ZM29 158L31 159L32 162H35V163H32L29 160ZM81 158L83 160H81ZM101 158H104V159H101ZM129 158L133 159L132 157H129ZM191 158H194V159H191ZM6 159H8V160H6ZM125 159H126V161H125ZM208 159L210 161L212 160V158H209V157H208ZM236 159H239V160H236ZM133 160H136V158H134ZM140 160H138V161H140ZM115 161L117 162L116 164H115ZM84 162H88V163L84 164ZM99 162L100 163L102 162V163L100 164ZM111 162H113L115 164V165L113 164V167H114L113 170L115 169L114 170L115 172L111 171L112 170V168H111L112 163ZM122 162H124V163L122 164ZM69 163H72V164H69ZM168 163H171V161L169 162V160H168L165 162V164H168ZM26 164H28V165H26ZM29 164H31V165H29ZM33 164H35V166H32ZM73 164H74V166H73ZM79 164H81V165H79ZM64 165H65V167H64ZM98 165H100V166H98ZM108 165L109 166L111 165V167H110L111 170L108 169V167H107ZM26 166H29V168L32 166V169L30 168V171H29L28 170L29 168H27ZM95 166H97V167H95ZM105 166H106V168H105ZM242 166H244L245 168ZM85 167L86 168L89 167L87 169V171L85 170L86 169ZM123 167L122 168L120 167V168L123 169ZM91 168H93V169L95 168V169L91 170ZM25 169L27 172H24ZM229 169H234V170H232L233 172L232 171L230 172ZM240 169H243V170H240ZM258 169H259V167H258ZM15 170H17L16 171L17 173H14ZM52 170L54 173L52 172ZM58 170H59V172H58ZM63 170H64V173H62ZM120 170H118V171H120ZM20 171H22V173ZM82 171H83V173H84V171H86L84 173V175L81 174ZM110 171H111V174L108 175L110 173ZM112 172H114V173H112ZM117 173L115 175H118ZM233 173L235 174V176H233L234 175ZM242 173L245 176L242 175ZM104 174L106 176H104ZM115 175L111 176L112 179H113V177L116 178ZM248 175L250 176V178ZM77 177L80 179H78ZM111 177H110V181L112 180ZM252 177H253V179H252ZM257 178H259L260 180L258 181ZM93 179H96V180L93 181ZM104 179H103V181H104ZM172 179L175 180L174 178H171L169 180V182ZM245 179H246V181H245ZM105 180H107V179H105ZM96 181L97 182L100 181V182H98L96 184ZM103 181H102V183H107L106 185L111 184L110 181H108V182L107 181L103 182ZM189 181L192 184L194 183L193 179H192V181L189 179L188 182ZM91 182H94V183H91ZM181 182L182 181L179 179H178V182H177V179L175 181H172V184H175V186H177V188H175V190L173 189V191H172V194L174 196H175V194L177 196H178V194L180 195V193L177 194V192H179L178 191L179 186H181V189H182V183ZM260 182L258 184H260ZM46 183H47V186L45 185ZM83 183L84 184L86 183L85 184L86 186ZM41 185H42V187H41ZM80 187H81V189H80ZM84 188H85V190H84ZM28 192H29V194H28ZM158 192L159 191H155V192L147 193L146 195L149 196L151 194L154 198H157V196L159 198ZM155 193H157V195L154 196ZM159 193L161 194V192H159ZM33 195L35 197H33ZM69 195H70V197H69ZM87 195H88V197H87ZM96 195L97 196L99 195V196L97 198H95ZM146 195H144L145 198L144 197L140 198V199H142V202L143 201L147 202L148 199H150L149 201L152 202V198H150V197L148 198V197H146ZM85 196L87 199L83 201V198ZM109 196L110 197L113 196L112 192L109 193ZM161 196H163V195H161ZM161 196H160V198H161ZM92 198H94V199H92ZM32 199H33V201H32ZM126 199H127V201L128 200L129 201L127 203V201L124 200L123 204L125 203V205L132 204V202H133V203H136V205L139 203L138 205L140 206L141 204L143 205V203H144V202L142 203L140 201V199L135 200L136 202L133 199H132L133 201L130 200L131 198H126ZM97 200H100V201H97ZM151 202H149V204ZM161 202H162V204L163 203L166 204V200L164 198L159 199V201H157L156 203L160 204ZM89 204H91V203H89ZM89 204L86 206H90ZM105 204H106L105 206H107V208H108L109 204H107V203H105ZM146 204L149 205L148 203H146ZM157 204H154L156 209L162 205V204H160L158 206ZM30 205H31V208H30ZM99 205H98V207H100V208L99 209L97 208L98 210L94 207L96 209V210L94 209L95 211H92L93 209H89V208L88 209L86 208V209H87V211L90 210L92 212L91 215L94 214L93 212H95L98 215L99 214L101 215L102 213L101 212L99 213V211L105 210V209H103L105 207L104 206L102 207ZM90 207H93L92 204ZM162 207H163V205L161 206V208ZM161 208H158V210H161ZM82 209H81V211L84 212L83 214L88 213L87 211H85V209L84 210H82ZM60 210H61V213L59 214L58 211H60ZM75 210H76V208L74 210H72L71 212H73ZM77 210H76V212H77ZM81 211H79V212H81ZM96 211H98V212H96ZM57 212H58V214H57ZM104 213L105 212L103 211L102 216L104 215ZM73 214H72V216H73ZM79 214L75 213L73 217L76 216L75 219L76 218L79 219L82 213L80 215ZM96 214H94V215H96ZM164 215H165V217H167L168 220H170L172 222H174L175 220H176V223L179 222L178 217H174L175 220L173 221V219H172L173 213H172V216H171V213H168V215L166 213ZM70 216L68 217V219L70 218ZM90 216L87 215L86 218H88ZM82 218H81V220H84V218L83 219ZM86 218H85V220H86ZM75 219H73V221H71V222L75 221L77 223V224H75V227H76L80 223H78V221H79L78 219H77L78 221ZM57 220L59 222L62 221V223L60 222L61 226L59 224H57L58 226L56 225V223H59ZM52 221H54L52 223L54 226L51 224ZM55 221H57V222H55ZM86 221L88 222V220H86ZM86 221H84V222H86ZM84 222L81 224H85ZM40 223H42V227H43L42 229L43 230L38 232L36 229L40 230V227H41ZM44 223L46 225H44ZM49 224L52 225V226H50V228L48 227ZM64 224H66V225H64ZM81 224H80V226H81ZM114 224L116 225V223H114ZM114 224H113V226H114ZM35 225L36 226L39 225V226H37L39 228H37ZM33 226H35L36 228L34 229ZM62 226L64 229H62ZM65 226H70V227L65 228ZM84 226H86V225H84ZM84 226L83 227L81 226V228H79L77 230L74 227V229L76 231H80V232H84V231L87 232L86 230L89 229L90 227H88V224H87L88 228L84 227ZM113 226L110 227L111 228L110 230H112V229L118 230V227H117L118 224H117V226H114V227ZM32 227H33V229H32ZM47 227H48V229H46ZM78 227H79V225L77 226V228ZM30 229L32 231L36 230L35 231L36 234H34V236H33V232H31L32 234L30 233V231H31ZM45 229L48 230L47 231L48 233L46 232ZM49 229H51L53 231L51 232V230L49 231ZM185 230H186L187 234H189V235H192L196 232L197 233L199 232L198 231L199 228H196L197 231H193L194 233H191L190 230H188V229H185ZM72 231H73V229H72ZM29 233L32 236L31 235L28 236ZM62 233L63 234L68 233V234H66L64 236ZM72 233H74V232H72ZM76 234H77V232L74 233L75 236H76ZM27 236H28V239H27ZM23 237H25L24 242H23V239H24ZM47 237H49V238L45 239ZM71 238H73V239H71ZM34 239H35V241H34ZM44 239L46 241L45 242L46 244L44 243ZM56 239H58V237ZM60 239L57 240V241H59V245L61 243L60 241H63L61 243V245H63L64 248H70L69 246L71 244L67 245L68 242H67V244H65L64 240H60ZM31 241H33V242H31ZM65 241H68V239H66ZM73 241H72V243H73ZM55 243L56 242H54V244ZM30 244H32V245H30ZM36 244H38V246ZM42 244H44V245H42ZM74 244L75 243L72 244L73 247L70 248L69 250L74 248V246H75ZM25 245H30V246H28L29 249L32 247L33 249H36L37 251L36 250L34 251L31 248L32 250L30 252ZM58 247H59L58 245H57V247L55 245L56 249ZM93 247L94 246H92L91 248H88L89 249L88 251L87 250L86 251L85 250L84 251H82V250L77 251L76 255L72 251L71 252L72 255H74L76 258H74V256H72V255H71L72 256V258H71V256H70L71 253L69 252L70 254L68 255L67 254L68 252H66V254L69 256L70 260L69 259H68L69 261L66 260L64 264H67V263L68 264L86 263L87 256H89V254H86V253H89V251H93L94 249L96 250V246L94 248ZM24 248H26L27 250L23 251ZM59 248H61V246ZM56 249H54L53 252H55ZM61 249H59V250H61ZM42 250L39 252L43 253ZM66 250L68 251V249H65V251ZM42 253H40V256ZM58 253L55 252L54 254H58ZM61 253H62V251H61ZM49 255H51L50 252H49ZM64 255H61V256L59 255V256L61 258L62 257L64 258V257H66ZM84 255H86L84 257L86 259H83ZM26 256L29 257L28 258L29 260L27 259ZM34 256L36 257V254ZM40 256H38L39 259H40ZM59 256L56 255L55 259H53V261L56 262L58 260H62ZM32 258H33V256H32ZM39 259H37V261ZM46 259H48V258H46ZM49 259L52 260V258H50V257H49ZM49 259H48V263L50 264L51 260L49 261ZM25 261L26 262L28 261V262L26 263ZM45 261H47V260H45ZM53 261L51 264H54ZM35 262L36 261H34V260L32 261L33 264H35ZM40 263L41 262L38 261V264H40ZM45 264H47V262Z\"/></svg>", "mask_w": 264, "mask_h": 264}]
</instances>
